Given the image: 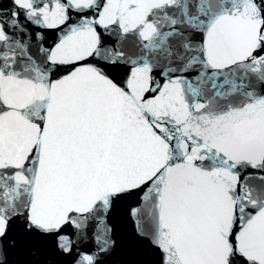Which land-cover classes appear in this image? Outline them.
<instances>
[{"label":"snow or ice","instance_id":"snow-or-ice-1","mask_svg":"<svg viewBox=\"0 0 264 264\" xmlns=\"http://www.w3.org/2000/svg\"><path fill=\"white\" fill-rule=\"evenodd\" d=\"M122 225L123 264H264V0H0V264Z\"/></svg>","mask_w":264,"mask_h":264},{"label":"water","instance_id":"water-1","mask_svg":"<svg viewBox=\"0 0 264 264\" xmlns=\"http://www.w3.org/2000/svg\"><path fill=\"white\" fill-rule=\"evenodd\" d=\"M127 237L128 225H122L117 231V239L121 244V248H119L115 254L108 258L107 264H123V262L127 259L123 251V245L126 243ZM50 258L53 260L54 264H68V258L55 255L51 256ZM10 259L13 261H24L28 259V257L22 251L14 250L11 253Z\"/></svg>","mask_w":264,"mask_h":264}]
</instances>
